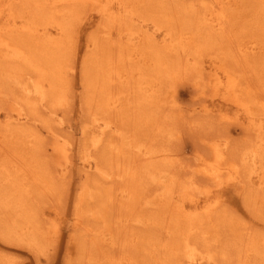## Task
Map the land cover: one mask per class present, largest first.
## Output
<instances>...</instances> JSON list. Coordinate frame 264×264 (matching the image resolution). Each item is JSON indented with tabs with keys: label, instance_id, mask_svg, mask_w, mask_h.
<instances>
[{
	"label": "rangeland",
	"instance_id": "obj_1",
	"mask_svg": "<svg viewBox=\"0 0 264 264\" xmlns=\"http://www.w3.org/2000/svg\"><path fill=\"white\" fill-rule=\"evenodd\" d=\"M221 1L236 32L234 44L229 47L222 40L200 53L181 43L178 35L194 24L201 10L215 5L214 0L114 3L112 7L128 19L131 27L121 35L108 27L100 28L98 0L78 1L82 10L70 7L72 0H0V28L21 39L20 46L10 43L0 48V146L22 155L25 162L31 163L34 157L59 181L55 195H32L35 191L28 173L19 171L15 162L0 159V184L16 181L22 193L32 195L19 208L16 205L21 198L16 192L9 193L12 202H4V208L12 212L8 215L12 217V234L25 237L35 228L29 226L27 215L20 213L30 211L32 203L48 230V242L40 254L4 237L6 244L1 235L0 253L14 264H65L67 259L66 264H80L87 231L103 252L126 257V264H157L172 253L163 248L180 244L186 237L187 221L198 219L200 222L193 225L194 234H198L193 237L198 239L189 252L193 264H264V185H258L255 174L259 171L256 168L264 166V113L258 107V103H264V0ZM98 38L104 41L103 46ZM111 39L129 46L123 62L133 67L129 75L121 73L120 85H105L108 97L119 98L122 126L115 121L106 125L96 101L92 122L84 123L82 60L84 55L89 59L96 56L100 47L106 51ZM235 46L246 51L247 65L234 63ZM63 51L73 66L68 73L73 77L68 78L72 80L68 101L53 95L57 88L51 78L52 66L59 63V52ZM172 57H185L193 76L167 86V75L173 73ZM38 59L43 65L37 63ZM96 68L97 64L90 65L86 72L91 87L99 84ZM248 87L257 93L251 111L233 98L236 89L244 99ZM51 104L56 111L49 108ZM169 106L171 119L158 127L153 117ZM125 111L133 118L127 119ZM41 121H48L51 130ZM84 126L88 127L90 147L87 144L83 150L87 142L81 139ZM110 134L120 136V145L116 143L115 147L124 151L115 162L122 164L123 170L121 187L113 192L120 208L105 200V191L98 185L102 183L84 177L85 173L88 177L96 173L95 149L103 139L107 142ZM57 149L62 155H55ZM134 154L142 163L130 161ZM116 174L113 170L109 175L119 180ZM107 180L105 188L115 190L116 183ZM77 197L80 209L74 216ZM5 216L0 214V227L7 229L10 225ZM118 231L124 233L117 235L123 240L121 245L114 235ZM68 238L73 240L70 247ZM247 244L250 252L245 258L240 251ZM184 251L180 248L176 253L187 264ZM97 258V253H90L86 264H100Z\"/></svg>",
	"mask_w": 264,
	"mask_h": 264
},
{
	"label": "bare ground",
	"instance_id": "obj_2",
	"mask_svg": "<svg viewBox=\"0 0 264 264\" xmlns=\"http://www.w3.org/2000/svg\"><path fill=\"white\" fill-rule=\"evenodd\" d=\"M78 1H80V0H75V1L72 0V5L70 4L69 6L73 7V8L75 7L74 9H77V10H82V8L80 7V4H78ZM121 1L122 0H98V2L101 3V6L99 5L101 7L99 10V15H100L101 22H102V25H100L101 26L100 28H105V27L107 28L108 27L109 30L114 31L116 34H120V35L124 34L127 31H130L131 27L129 25L128 19L125 16H122V14H119L112 7V4L119 3ZM208 1H211V0H208ZM214 1H215V5L208 6V9L204 12H202V10H201V12L199 11L200 16L197 17L196 19L194 18L195 19L194 24H192L191 27H189V25H188L189 28L186 29V31L184 30L183 33L178 35L179 41L181 43L185 44L188 47H194V48L198 49V51L200 53H203L207 49V47H209L215 43H220L222 40L227 41L229 47L233 46V44H234L233 42H234V37H235L236 32L234 31V27L230 24L232 20L230 19V16L226 13L224 6H222V1L221 0H214ZM175 13H177V12H175ZM194 15H196V14H194ZM11 33L12 32H10L8 29L2 30L0 28V48L2 46L5 47L6 45L9 46L10 43L12 46L16 47V43H18V40H21V39L19 37L14 38V35ZM116 39H111L109 41V44L107 46H105L106 51H104V50L102 51V49H101L102 47H100L98 49L96 48L97 54L94 57H97V59L100 61L96 62L95 61L96 59L93 56L90 57V59H89L88 55H84V59L82 60V65H81L82 91L80 92V96H81V102H83V106H84V107L82 106V110H83V114H84V123L85 122L89 123L90 121L92 122V119L94 118L93 116H94L95 111H96V102H99L100 107H102L101 113L104 114L106 117L104 123L106 125H112V123L115 121L118 125L122 126V121H121L122 115L119 113V109H118L119 98L115 95L108 97V95H106L105 85H106V83H111V85L113 84L115 86L120 85L122 75L123 74L129 75L133 67L130 64L125 65V63H128V62H123L124 59L126 58L129 46L126 43L122 42L121 40H118V42H117ZM101 40L102 39H100V38L97 39L98 44L104 45V41L101 42ZM97 41H96V43H97ZM20 43H21V41L18 43V46L21 45ZM99 45H97V47ZM92 46H93V44H92ZM236 46L234 47V51H236V52L233 54L234 63H236L240 67L242 65H247L246 62H247L248 58H247L246 51L244 49L240 48L239 46L238 47H236ZM94 51H95V49H94ZM94 51H93V53H96ZM231 52H232V49H231ZM59 53H60L59 54V60H58L59 63H56L52 66L54 68V70H53V73L51 72V78L56 83L55 88H57V93L54 92L53 95H55L56 98L59 100L62 99V101H63L64 99H67V101H68V98H70L72 96V95H70V97L67 96V95H69V92L72 91V80H71V82L68 81V78L70 77L68 75V73L70 70L72 71L73 66L70 65L68 59L64 58V56H63L64 51L59 52ZM26 56L27 55L23 56V58H25ZM31 57H32V55H31ZM104 57L106 58V61L104 60ZM32 58L35 59L34 57H32ZM70 59H72V58L70 57ZM171 59H173V61H172L173 73L170 76L167 75V79L165 78V75L161 76V79H163L164 82L166 79V85L167 86L169 84H172L175 82L184 81L189 76H193L192 75L193 74L192 67L189 65V62L185 57H183V58L172 57ZM24 61L26 63L28 62V61H26V59H24ZM35 61H36V59H35ZM37 63L39 65H43L42 64L43 61L40 59L37 60ZM95 64H97L96 70H97V78L99 80V84L97 86L91 87L92 85H89L87 83V73L86 72L88 71V68L90 67V65H91V67H92V65L94 67ZM104 64H107V66L101 67L102 65L104 66ZM108 66L111 67V70H110V68L109 69L107 68ZM49 68H51V65L48 67V71H49ZM9 70H12V68H9ZM249 72H250V70L248 71V73ZM121 73H122V75H121ZM67 75H68V77H67ZM189 78H192V77H189ZM96 79H94V81ZM188 80H190V79H188ZM100 82H102V83H100ZM187 82L188 81H186V83ZM188 83H190V81ZM39 85H42V83H40ZM102 86H104V88H102ZM178 86H180V85H178ZM245 90L247 92H244V93H246L244 99L239 97V93H238V91H236V89L233 90V96H234L233 98L240 106L251 111L253 108L252 106L254 104H256V101L254 100V98H255L257 93H256V90H252V88H249V87L246 88ZM41 91H43V90L41 89ZM114 93H115V91H114ZM25 99H28V98H25ZM57 102L59 103V101H57ZM66 103H65V105H66ZM23 104L27 105L25 103H23ZM167 104L171 105V103H167ZM258 104H260L258 106L259 109L261 110V112L264 113V103H258ZM33 105H34V103H33ZM27 107L30 108L29 105H27ZM32 107L35 110V108H34L35 106H32ZM49 108L52 111L53 110L56 111V109H57L53 105L49 106ZM170 108H171V106H169L168 108L161 109V112L157 111V116L153 117V119L156 120L158 127L162 124H168L167 120H170L171 116H172V112L169 110ZM33 109L31 110V112L33 111ZM126 111L124 113L126 114L127 119L133 118L132 115L127 114ZM29 112H30V110H29ZM152 114H153V112H152ZM35 115H36V113H35ZM35 115H33V116L35 117ZM38 115H39V113H38ZM117 119H118V121H117ZM42 123H43V126L47 130L50 128L48 121L42 122ZM116 123H114V124H116ZM116 128L118 129V126ZM119 129H120V127H119ZM50 130H51V128H50ZM82 132L83 133H82L81 139L83 141H87L86 144L83 147H81L84 150L87 144L90 147V134L88 131V127L84 126L82 128ZM109 136H110V138L107 142H105V139H103L101 145L95 149V151L97 152L96 157H95L96 158V160H95L96 161V170H95L96 173L94 172L92 177H90V176L88 177V174L85 173L84 177H85V179H87V181L95 179L96 183H98V182L102 183L103 185H100V184H98V185L101 186V188L105 191V194H106V195L104 194V196H106L105 200L109 199L108 202H113V205H117L120 208V205H118L119 202H116V201L114 202L115 196H114L113 192L117 191V189H118L117 186H119V188L121 187V179H122V171L123 170L121 169L122 164L118 165L115 162H116V159L120 160L122 158L124 151L121 148L120 149L118 148L116 150V147H115V145L119 144V142H120V136L115 137V135L112 136L111 134ZM2 146H0V159L3 160L5 163L10 162V164L12 163V161L15 162V167H18L19 171H22V172L25 171L26 173H28V177L30 178L31 186L33 187V189L35 191L34 193H33V191L31 192L32 195L37 194V193L41 196H44V195L46 196V195L52 194V193H54L53 195H55L56 190H59L58 189L59 187H57L59 181L57 179H55L54 177H51L49 175V173L46 169V166L43 167V165H41L36 159L34 160V157L31 160V163H29L28 161L25 162L24 157L22 155H19L18 153H14V152L10 153L9 150H5L4 149L5 147L4 146L2 147ZM6 149H8V147ZM60 152H61V150L57 149V150H55L54 153H56L55 155L58 156L59 154L62 155ZM83 156H85V153ZM28 157L29 156H27V158ZM131 160L134 161V163H138V162L142 163V161H143L142 159H140L139 155L136 156L135 154H134V156H132V159L130 158V161ZM16 162H18V164H16ZM144 164H145V162H144ZM140 166L142 167V165H140ZM116 169L121 170V172L119 173L118 171H116ZM132 169H134V168L132 167L130 170H132ZM107 170H108V172H107ZM113 170H114V174L117 173L116 178L117 179L119 178V180H116V179L114 180L112 175H109ZM208 170L209 169H207V171ZM257 170H259V171H257ZM256 171L257 172H255V174L258 177V180H257L258 185L259 186L264 185V166L256 168ZM138 172H139V170H138ZM205 173L207 174V172H205ZM105 178L108 179L107 183H109L110 181L113 182L114 184L116 183L115 184V190L111 191L110 188L109 189L105 188V186H106L105 181H104ZM132 178H133V176H132ZM145 181H146V179H145ZM127 182H128V180H127ZM19 187H21V184H19L16 181L13 183L8 181L6 184H4V183L0 184V190L2 189L5 191V192L4 191L0 192V214L1 213L6 214L5 218L7 220H5V221L9 222L8 226L10 225L7 229L2 228V226L0 227L1 239L2 240L6 239L9 242L14 241L15 244L16 243L20 244V245L22 244V247L24 246V247H26V249L31 250L32 252H34L36 254H40V253H42L41 251H42L43 244H46L48 242V238H45L48 235V230L45 227L44 223L42 222V218H41L40 213H38V210L34 211L35 207H34L33 203L32 204L29 203L31 212L22 210V211H20V213H22L24 216L27 215L26 219H27L29 226L33 225L35 228L33 230H31V232L28 236H25V237L14 236V234H12V232H13L12 231L13 227L11 226V224H12L11 218L12 217L11 216L8 217V215L11 214L12 212L9 213L7 211V208H4V202H12L10 199V195H12V194H14V192H16L17 195L20 196V198H21V200H20L21 203L19 204L17 202L18 204L16 205V207L19 208L18 206L25 205L23 202H26V199L29 196H32L31 194H28L26 192L22 193V191ZM35 188L38 192L35 190ZM9 193H10V195H9ZM77 199L78 200L76 201L77 204L75 206L74 216H78V214H79L78 211L80 209L79 202H81V200L79 197H77ZM117 217H116L115 222L118 224V222H120V220H118ZM193 220H189L190 222L187 221L188 222V226H187L188 231H187V235L183 239V241L180 244H178V243L172 244V245L170 244L169 246L165 247V249L163 248V251H166V249H167L169 252L171 251L172 253L169 256L168 255L164 256V258L160 259L157 264H183L182 260H184L185 258L181 257L180 255H178L176 253L180 248L185 250L184 253H185V256L187 257L185 263L193 264V261L189 259V252H191V250L194 247V244L197 242L196 240L198 239V238H196V237H198V236H196L198 234H196V235L194 234L195 231H193L194 230L193 225L196 223V221L198 223L200 222V220H198V219L195 221H193ZM116 227H117V225H116ZM84 231H85V229H84ZM118 233L121 234V236L124 235V233L119 232V231L114 232V235L119 240L117 243L118 244L120 243V245H121L123 240L121 238L119 239L117 237ZM202 233H204V232H202ZM194 235L196 237H193ZM80 236L78 239H80ZM248 238H251V236ZM191 239H194L193 243H192ZM7 241H5V242H7ZM69 241L71 242L73 240L72 239L70 240L68 238V243H70ZM82 243H83L82 248L84 250L82 252L83 256L81 255V258L79 259L80 264H86V262H87L86 258H88L90 256V253H93V252L98 254L97 259L99 260L98 262H100V264L101 263L103 264V262H106V263L108 262V264H126L129 262V260L126 257H124V258L120 257L119 258L116 256H112L106 252H103L102 251L103 247L101 246V244L98 243L96 240H94L91 235H88L87 231L85 232V238H83ZM6 244H8V242ZM70 245H71V243L69 244L68 247H70ZM243 247L244 248L241 250H244V251H240V252H242L244 257L246 258L248 253L250 252V247H248V244L244 245ZM44 252H45V250H44ZM123 255H124V253H123ZM66 263H68V259L66 260ZM0 264H14V263H13V260H11L9 258V256L4 255L3 253H0ZM241 264H246V262H241Z\"/></svg>",
	"mask_w": 264,
	"mask_h": 264
}]
</instances>
